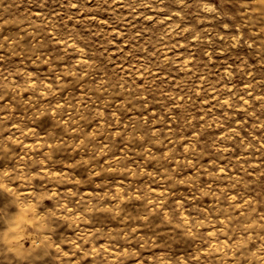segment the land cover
Segmentation results:
<instances>
[{"label":"rangeland","instance_id":"374dc122","mask_svg":"<svg viewBox=\"0 0 264 264\" xmlns=\"http://www.w3.org/2000/svg\"><path fill=\"white\" fill-rule=\"evenodd\" d=\"M0 185V264H264V0H0Z\"/></svg>","mask_w":264,"mask_h":264},{"label":"snow or ice","instance_id":"6c2138e0","mask_svg":"<svg viewBox=\"0 0 264 264\" xmlns=\"http://www.w3.org/2000/svg\"><path fill=\"white\" fill-rule=\"evenodd\" d=\"M4 178H7L8 180H11V177L9 176L8 173H5V177ZM0 186L6 187V185H0Z\"/></svg>","mask_w":264,"mask_h":264},{"label":"clouds","instance_id":"9594fccd","mask_svg":"<svg viewBox=\"0 0 264 264\" xmlns=\"http://www.w3.org/2000/svg\"><path fill=\"white\" fill-rule=\"evenodd\" d=\"M31 207V206H30Z\"/></svg>","mask_w":264,"mask_h":264}]
</instances>
